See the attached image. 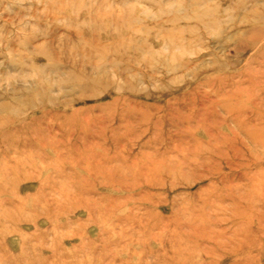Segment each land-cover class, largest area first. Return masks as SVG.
Here are the masks:
<instances>
[{
    "label": "rangeland",
    "instance_id": "rangeland-1",
    "mask_svg": "<svg viewBox=\"0 0 264 264\" xmlns=\"http://www.w3.org/2000/svg\"><path fill=\"white\" fill-rule=\"evenodd\" d=\"M0 264H264V0H0Z\"/></svg>",
    "mask_w": 264,
    "mask_h": 264
}]
</instances>
